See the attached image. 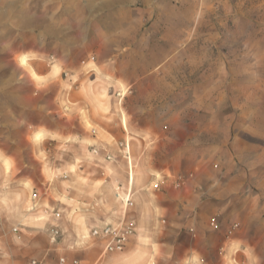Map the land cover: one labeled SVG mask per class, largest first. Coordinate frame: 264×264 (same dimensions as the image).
Returning <instances> with one entry per match:
<instances>
[{"label":"rangeland","instance_id":"rangeland-1","mask_svg":"<svg viewBox=\"0 0 264 264\" xmlns=\"http://www.w3.org/2000/svg\"><path fill=\"white\" fill-rule=\"evenodd\" d=\"M82 21L83 44L70 51L61 79L49 83L28 78L23 59L18 78L3 77L4 87L17 84L20 96L35 88V109L17 106L7 92L0 94V167L29 169L38 188L30 191L27 217L43 221L41 210L46 208L62 214L43 202L32 212L33 196L57 201L62 187L58 180L67 173L58 170L59 158L65 160L60 151L64 155L72 148L66 160L75 162L74 151L96 149L100 144L92 139L100 137L109 140L113 151L133 155L132 175L140 186H150L154 194L169 182L178 190L173 200L177 209L172 208L179 220L173 229L184 247L187 235L202 232V225L196 228L187 222L199 207H189L182 189L192 185L201 192L206 150L227 139L233 148L231 159L241 147L244 155L258 156L259 167L252 182L230 199L225 227L229 232L242 229L250 241H257L255 233L264 240V0H116L113 11L88 15L84 7ZM38 58L42 63L48 57ZM10 70L5 69L4 76L15 73ZM59 89L64 103L60 110ZM60 128L72 137L68 147L60 148L54 141ZM12 148L18 157L11 158ZM75 165L67 173L74 182L63 186L68 197L99 195L110 208L106 195L115 192L121 194L116 204L124 205L119 173L108 170L113 189L100 193L105 182L91 181L101 180L100 175L90 171L79 182ZM43 183L53 188L49 195L39 189ZM12 185L11 178L0 187V210L11 211L22 193ZM82 208L87 211L90 206ZM4 224L14 229L9 217ZM215 258L218 261L219 255ZM235 258L229 250L227 261Z\"/></svg>","mask_w":264,"mask_h":264},{"label":"crops","instance_id":"crops-1","mask_svg":"<svg viewBox=\"0 0 264 264\" xmlns=\"http://www.w3.org/2000/svg\"><path fill=\"white\" fill-rule=\"evenodd\" d=\"M115 6L116 0H0V94L9 93L17 106L37 108L35 105L31 106V102L35 100V88L26 97L20 96L17 84L11 83L4 87L3 77L18 78L19 62L23 59L28 78L34 76L49 83L61 79L65 74V62L70 51L83 44L84 7L85 13L91 15L113 11ZM20 45H25V49L20 50ZM40 56L48 57L43 62L49 61V64L41 63L38 58ZM9 68L15 70V73L4 76V70ZM62 95L63 92L59 89V110L64 104L61 102ZM25 102L27 105H23ZM102 124L109 126L108 123ZM57 136L54 141L59 147H68V140L72 137L61 128ZM48 138L49 136L44 140ZM25 140L29 142V139ZM82 140V136H78V141ZM92 140L95 144H100L96 149L74 151L75 166L80 173L77 176L79 182L80 178L84 179V174L90 171L94 174L96 171L101 180L93 178L91 181L105 182V187L99 191L106 192L109 188L113 189L108 179V170H115L121 175L118 183L122 187L118 188L126 197L124 205L116 204L115 200L121 194L116 195L115 192L114 195H106L110 208L107 207L105 198L99 195L92 198L68 197L67 189H63V186H70L74 182L68 179L67 173L70 174L75 163L66 160L73 154L72 148H69L68 151H63L64 155L60 151V157L65 160L62 162L59 158L58 170L67 173L58 180L62 185L58 190V200L32 199L31 206L32 212H38L42 206L40 202H43L62 212L61 216L56 218L55 212L46 208L41 210L45 218L43 221H31L25 213V206L28 204L30 191L38 189L34 184L36 180L29 169L24 167H12L10 171L0 167V187L4 186L7 179L12 178L11 189L22 192L19 199L13 202L11 211L4 207L0 210V264H32L33 261L60 264V258H65L66 264H264V240L258 233L254 234L257 241L253 238L250 241L242 229L229 232L225 227V217L232 206L230 199L243 191L248 180L252 182L254 171L259 167L257 155L246 156L240 147L233 151L234 157L231 159L229 154H232L233 148L230 143L226 144L227 139L217 147L214 144L208 146V158L201 170V192H197L192 185L182 189L186 192L189 207L192 208L195 204L199 207V212L188 217L187 222L195 227L201 224L202 232L193 230L187 235L186 246L180 248L178 231L173 229L174 226L178 227L179 219L175 216L177 211L172 208L175 206L177 209L173 200L178 197V190H174L171 183L167 182L162 191L153 194L150 186L143 188L145 184L140 186L135 181L131 167L133 155L130 152L113 151L108 139L96 137ZM219 142H223L222 139ZM251 150H254L253 146ZM11 152V158L18 157L14 148ZM28 182H33L34 186ZM39 189L45 191L46 195L53 191L47 183H43ZM83 205H89L90 208L84 211ZM8 217L13 222L14 229H18L17 233L14 229L6 228L4 223ZM254 218L253 220L258 221V215ZM216 222L219 226L217 231L214 229ZM120 224L132 225L134 234L123 253H106L107 241L92 237L91 232ZM52 226L59 227L63 234L58 245L50 241L48 229ZM231 249L236 258L234 261H227V254ZM180 254L184 256L180 257ZM215 255H219L218 261Z\"/></svg>","mask_w":264,"mask_h":264},{"label":"built area","instance_id":"built-area-1","mask_svg":"<svg viewBox=\"0 0 264 264\" xmlns=\"http://www.w3.org/2000/svg\"><path fill=\"white\" fill-rule=\"evenodd\" d=\"M158 187V185H156ZM33 200H37V195L33 196ZM56 218H59L60 213H54ZM17 233L18 229H14ZM50 241L54 245H58L62 240V231L57 226H52L48 230ZM134 234V228L129 224H120L117 227H107L101 230H94L92 232L93 237L105 239L107 241L106 253H123L130 237ZM60 264H66L65 258L59 259ZM32 264H41L37 261H33Z\"/></svg>","mask_w":264,"mask_h":264},{"label":"snow or ice","instance_id":"snow-or-ice-1","mask_svg":"<svg viewBox=\"0 0 264 264\" xmlns=\"http://www.w3.org/2000/svg\"><path fill=\"white\" fill-rule=\"evenodd\" d=\"M40 139V135L38 134L37 136H36V140H39Z\"/></svg>","mask_w":264,"mask_h":264}]
</instances>
